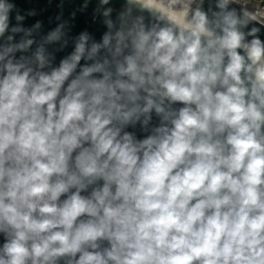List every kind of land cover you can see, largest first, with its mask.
<instances>
[{
	"label": "clouds",
	"instance_id": "9594fccd",
	"mask_svg": "<svg viewBox=\"0 0 264 264\" xmlns=\"http://www.w3.org/2000/svg\"><path fill=\"white\" fill-rule=\"evenodd\" d=\"M73 2L0 0V264H264V23Z\"/></svg>",
	"mask_w": 264,
	"mask_h": 264
},
{
	"label": "water",
	"instance_id": "95a60500",
	"mask_svg": "<svg viewBox=\"0 0 264 264\" xmlns=\"http://www.w3.org/2000/svg\"><path fill=\"white\" fill-rule=\"evenodd\" d=\"M79 2H80V0H74V2L72 4H66L65 15H67L68 11H71L72 8L76 7ZM16 3L18 4L19 7L23 8V9H27L30 7H36L38 9H47L43 13V15L41 17H39V18L45 19V21L47 19V16L52 15L56 11L55 4H53L51 7H49L47 5V0H16ZM91 11H92L91 8H89L87 15H80L77 17L75 31H79L80 29H82L84 27H89L90 30L95 31L97 37H99L100 31H102L103 29H100L98 24H95L92 22ZM33 22H34L33 19H29L28 21H26V23L28 25H30ZM257 26H259V25H257ZM262 39H264V34H262ZM135 131L137 132L138 135H141L139 128H137ZM2 242H3V238L0 237V243H2Z\"/></svg>",
	"mask_w": 264,
	"mask_h": 264
},
{
	"label": "built area",
	"instance_id": "2783aa9c",
	"mask_svg": "<svg viewBox=\"0 0 264 264\" xmlns=\"http://www.w3.org/2000/svg\"><path fill=\"white\" fill-rule=\"evenodd\" d=\"M235 3L237 5H247L248 8L253 11L254 15L257 17L259 22L264 23V0H235ZM173 7L178 6L173 5Z\"/></svg>",
	"mask_w": 264,
	"mask_h": 264
},
{
	"label": "bare ground",
	"instance_id": "6f19581e",
	"mask_svg": "<svg viewBox=\"0 0 264 264\" xmlns=\"http://www.w3.org/2000/svg\"><path fill=\"white\" fill-rule=\"evenodd\" d=\"M148 2L150 4H153V5L157 6V7H163V5L161 3H159L158 0H148Z\"/></svg>",
	"mask_w": 264,
	"mask_h": 264
}]
</instances>
